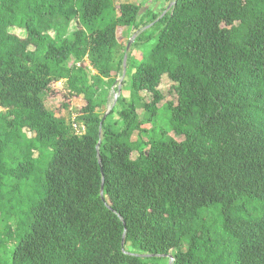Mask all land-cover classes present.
<instances>
[{
    "label": "trees",
    "instance_id": "16d2710c",
    "mask_svg": "<svg viewBox=\"0 0 264 264\" xmlns=\"http://www.w3.org/2000/svg\"><path fill=\"white\" fill-rule=\"evenodd\" d=\"M164 1L0 0V264H264V0Z\"/></svg>",
    "mask_w": 264,
    "mask_h": 264
},
{
    "label": "rangeland",
    "instance_id": "374dc122",
    "mask_svg": "<svg viewBox=\"0 0 264 264\" xmlns=\"http://www.w3.org/2000/svg\"><path fill=\"white\" fill-rule=\"evenodd\" d=\"M127 1H132V2H140L142 4V7L140 9V14L142 15L145 13L147 10L152 9L156 12L161 11L163 8L169 7L168 2L164 0H114L116 7L118 8L121 2H127ZM165 11V10H164ZM20 31V30H18ZM118 34L120 36L121 42L124 43L125 45H128L130 40L133 38V35L126 31L123 27H120L118 29ZM136 37L134 40H132L128 52L132 50V55L134 56L135 61H140L142 60L145 55L147 54L146 48L151 44L145 43L141 47H133V43L135 41ZM130 71V69H129ZM127 72V70H126ZM127 80L126 85L129 82V77L127 79V76L123 77L122 75L118 77L117 83H115L109 90V102L101 108L102 112H107L113 105L115 101V93L117 92V88L119 87L120 82L122 83L123 81ZM172 85L173 82L168 78V76H164L160 88L162 89L163 93L165 94V99L164 101H167L169 99L175 98V94L172 93ZM53 90L49 95L46 97V104L50 109L55 110L57 115H63L67 119H73L75 117V113H77L78 109L85 104V100L83 97H72L71 99H68L65 95H63L66 92V86H65V81L64 80H59L56 81L52 84ZM122 87V86H121ZM130 88L124 86L122 89V95L130 98ZM121 94V90H120ZM142 96L145 97V99L149 100L150 99V94L148 92H143ZM64 102L68 104L67 106H64ZM1 109V108H0ZM139 113L142 115L143 114V109H139ZM152 127V126H151ZM29 135H33L32 132H28ZM137 133L133 136L134 139H136ZM137 155V152H134L132 154L133 157ZM169 260L172 261L173 258L169 256Z\"/></svg>",
    "mask_w": 264,
    "mask_h": 264
},
{
    "label": "water",
    "instance_id": "95a60500",
    "mask_svg": "<svg viewBox=\"0 0 264 264\" xmlns=\"http://www.w3.org/2000/svg\"><path fill=\"white\" fill-rule=\"evenodd\" d=\"M173 3V2H172ZM172 3H170L169 4V7L168 8H170L171 7V5H172ZM165 13V12H164ZM163 13V14H164ZM162 14V15H163ZM150 26V24H148V25H146L144 28H147V27H149ZM137 34L138 33H135V34H133V38L130 40V42H129V44L127 45V50L129 49V46H130V44H131V42H132V40H134V38L137 36ZM127 53L125 54V56H124V62H123V77L125 76V74H126V70H127ZM121 82H120V84H119V87H118V90H117V92L115 93V101L117 100V98H118V96L120 95V90H121ZM107 113H105V115H106ZM103 192H104V181L102 182V186H101V193L103 194ZM124 224H125V222H124ZM124 239V238H123ZM124 241V240H123ZM169 264H172V261H170L169 262Z\"/></svg>",
    "mask_w": 264,
    "mask_h": 264
}]
</instances>
